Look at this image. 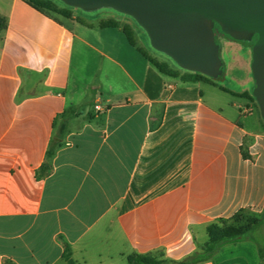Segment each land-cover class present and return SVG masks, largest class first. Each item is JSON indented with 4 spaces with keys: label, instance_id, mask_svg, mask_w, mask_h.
I'll list each match as a JSON object with an SVG mask.
<instances>
[{
    "label": "crops",
    "instance_id": "crops-1",
    "mask_svg": "<svg viewBox=\"0 0 264 264\" xmlns=\"http://www.w3.org/2000/svg\"><path fill=\"white\" fill-rule=\"evenodd\" d=\"M0 16V264H67L66 243L77 264L183 260L209 224L264 213V117L239 95L253 89L163 73L108 18L26 0H0ZM197 264H264V251L226 242Z\"/></svg>",
    "mask_w": 264,
    "mask_h": 264
},
{
    "label": "water",
    "instance_id": "water-1",
    "mask_svg": "<svg viewBox=\"0 0 264 264\" xmlns=\"http://www.w3.org/2000/svg\"><path fill=\"white\" fill-rule=\"evenodd\" d=\"M93 10L112 7L133 16L153 45L184 69L216 78L223 72L215 25L238 40L257 38L251 68L253 95L264 117V0H62Z\"/></svg>",
    "mask_w": 264,
    "mask_h": 264
},
{
    "label": "trees",
    "instance_id": "trees-1",
    "mask_svg": "<svg viewBox=\"0 0 264 264\" xmlns=\"http://www.w3.org/2000/svg\"><path fill=\"white\" fill-rule=\"evenodd\" d=\"M28 3L36 7L37 9L51 14V15H61L66 18H74L73 10L60 6L54 0H26ZM76 19L81 20L80 17ZM7 25L6 20L0 16V30L5 28ZM101 27H120L127 36L130 44L137 47V49L152 63L154 64L161 72L167 73L170 75L178 76L181 75V78L184 81H207L213 82V78L202 74L200 72H194L186 70L184 73L180 74V71L170 68L168 63L160 61L154 56H152L148 51H146L141 45L138 44L135 37L134 31L129 24H122L119 20L114 18L103 19L99 22ZM255 42V41H254ZM254 44V43H253ZM226 89V88H224ZM239 95L255 98L249 92H242ZM62 128V127H61ZM63 131V128L61 129ZM54 152L53 146L50 147L48 151V156H52ZM44 174H48L52 167L46 162L42 167ZM240 214L234 216L238 217ZM264 215V213H263ZM233 218V219H234ZM226 219H220L216 222H213L208 225V240L201 245L194 253L183 260H172L162 255L153 254V253H132L128 256L127 261L124 264H197L203 261H207L211 256L219 249V247L226 243L237 240H255L258 244L260 251H264V232L261 233V239H257L251 233L255 231H261V227L264 224V216L261 218L253 217L248 224H233L227 222ZM64 258L67 261V264H77L71 255V247L69 244H65L64 249Z\"/></svg>",
    "mask_w": 264,
    "mask_h": 264
},
{
    "label": "rangeland",
    "instance_id": "rangeland-1",
    "mask_svg": "<svg viewBox=\"0 0 264 264\" xmlns=\"http://www.w3.org/2000/svg\"><path fill=\"white\" fill-rule=\"evenodd\" d=\"M54 1L57 2L60 6L73 10L75 16H78L86 20L104 17V18L117 19L122 24H129L134 31L138 44L143 46L145 50H147L153 56L157 57L160 61L167 62L171 66L185 70L170 55L158 50L153 45L151 37L147 32V30L133 16L123 13L112 7H101L93 10H86L81 7H75L69 5L62 0H54ZM64 19L67 22H70V19L68 18H64ZM215 35H216V41L220 44V53L223 59V72L218 77L213 78V80L218 84L224 85L234 90L235 89L239 90L242 89L243 87L254 89L255 80L253 77V72H251L250 74L251 82L244 81L243 79L246 76V70L244 69V67L240 66V64L245 66L248 65L251 66L253 43L258 35L255 34L252 40H238L233 38L229 34L223 32L219 24L215 25ZM239 54H242L243 56L247 57V60L242 59V57H240ZM235 57L237 58L235 59ZM98 80H99V76L96 75L92 67H89L85 81H87V83H98ZM203 85L208 95L210 94L209 92L213 90L218 92L219 94H222L226 98H231L229 94L220 92L209 84H203ZM91 95H93V92H90V97ZM262 216L264 215L263 214L253 215L250 213L248 214L243 213L234 219L228 220L227 222L233 224H248L253 217L261 218ZM262 230L264 232V224L261 227V231L260 230L255 231L252 232L251 234L255 236L257 239H261Z\"/></svg>",
    "mask_w": 264,
    "mask_h": 264
},
{
    "label": "built area",
    "instance_id": "built-area-1",
    "mask_svg": "<svg viewBox=\"0 0 264 264\" xmlns=\"http://www.w3.org/2000/svg\"><path fill=\"white\" fill-rule=\"evenodd\" d=\"M98 107V106H97Z\"/></svg>",
    "mask_w": 264,
    "mask_h": 264
}]
</instances>
